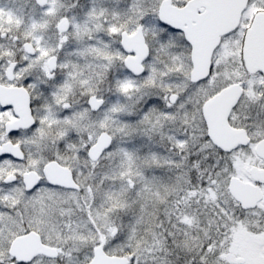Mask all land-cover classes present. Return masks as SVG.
<instances>
[{
    "label": "snow or ice",
    "instance_id": "snow-or-ice-1",
    "mask_svg": "<svg viewBox=\"0 0 264 264\" xmlns=\"http://www.w3.org/2000/svg\"><path fill=\"white\" fill-rule=\"evenodd\" d=\"M0 5V264H264V0Z\"/></svg>",
    "mask_w": 264,
    "mask_h": 264
},
{
    "label": "rangeland",
    "instance_id": "rangeland-1",
    "mask_svg": "<svg viewBox=\"0 0 264 264\" xmlns=\"http://www.w3.org/2000/svg\"><path fill=\"white\" fill-rule=\"evenodd\" d=\"M0 5L6 6V7H13L14 3H13V0H0Z\"/></svg>",
    "mask_w": 264,
    "mask_h": 264
}]
</instances>
